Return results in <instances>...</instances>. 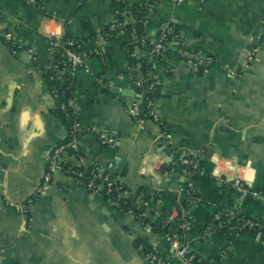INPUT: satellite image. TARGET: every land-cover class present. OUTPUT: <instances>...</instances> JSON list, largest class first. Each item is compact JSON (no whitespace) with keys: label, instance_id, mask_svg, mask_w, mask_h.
Here are the masks:
<instances>
[{"label":"crops","instance_id":"obj_1","mask_svg":"<svg viewBox=\"0 0 264 264\" xmlns=\"http://www.w3.org/2000/svg\"><path fill=\"white\" fill-rule=\"evenodd\" d=\"M123 1L141 0H0V31L11 32L19 46L14 51L0 36V262L154 264L146 253L155 247L171 264H188L156 226L178 228L191 208L194 222L185 234L190 251L215 264H264V228L258 236L225 221V213L237 211L264 223V199L244 196L213 174L215 160H233L251 189L264 195V0H152L148 38L157 39L169 25L210 64L205 74L171 52L154 66L158 122H138L127 110L138 91L128 54L135 32L121 27L107 40L100 35L121 23L117 8ZM51 32L100 35L98 54L57 71L61 84L72 87L82 130L78 148L68 149L65 158L76 162L81 153L89 164L113 162L131 198L147 191L154 198L135 202L152 229L62 172L37 193L50 154L68 138L52 85L40 71L52 63ZM255 44L259 51L247 64ZM136 51L155 60L148 45L138 44ZM99 133L114 142H102ZM165 141L174 154H198L205 168L192 176L198 202L190 199L185 176L171 169Z\"/></svg>","mask_w":264,"mask_h":264},{"label":"built area","instance_id":"obj_2","mask_svg":"<svg viewBox=\"0 0 264 264\" xmlns=\"http://www.w3.org/2000/svg\"><path fill=\"white\" fill-rule=\"evenodd\" d=\"M184 1L185 0H174L176 4H181ZM128 5L129 8L124 11V14H127L129 19L132 20L134 18L131 12L132 10L130 9L132 4ZM148 7L151 9L153 7V3H149ZM171 29V26L165 25L163 26L157 39H150L146 35L142 38L141 44L150 46L154 59L161 56L164 59L169 50H174L177 56L190 64H195L201 67L205 74L208 73L210 70L209 58L198 52L190 50L184 44L180 35H175L170 39L169 35L171 34ZM0 36L3 37L6 43L13 47L14 51L19 49V46L14 42L13 34L11 32L0 31ZM47 38L50 50H61L62 56L65 58L67 64L65 68L74 69L77 66L83 65L86 59L89 58L87 53L78 50V46L80 45L75 46L77 42L74 40L67 41L65 38L59 36L55 32H51ZM259 48L260 45L255 44L250 49L247 57V64L255 59ZM92 52L94 54H98L99 49L94 48ZM157 60L158 59L154 61L153 66L158 63ZM50 68H53L52 64L45 69H40V71L51 83L54 97L57 99L62 95L60 93V89L64 86L69 87L70 85H56L55 82L58 78L57 71L61 69L55 65L54 72H51ZM153 76L154 80L149 81L146 87H144V84L148 81L146 75L137 76L135 78V86L138 90L137 98L130 104L127 110L137 119L138 122H143L146 118H152L157 122L160 120L154 109L155 93L158 81L156 80L154 74ZM97 81L103 87L107 85L106 82L101 78H99ZM143 106H145V109H143ZM59 107L65 116L70 117L73 115V95L66 101L61 102ZM81 131L82 130L79 120H74L70 129L68 130L67 140L60 143L50 154L45 176L37 193L48 188L53 182L54 175L56 173L62 172L76 179L77 181L82 182L87 188L91 190L103 192L111 201L131 198L128 194V190L122 177L119 174H115L113 172V162H110L107 165H102L99 162H93L89 164L87 163V158L81 153L77 154L76 162H69L65 158L64 154L68 149L72 148L76 150L78 148ZM99 139L104 143H112L115 140L112 135L104 133H99ZM163 146H165V148H167L169 151L168 161L171 169L177 170L185 176L187 180V193L190 196L192 202H198L200 197L193 196L196 191V187L192 181V176L196 172L203 173L205 171V168L199 162L198 154L195 151H191L184 155H177L174 154L173 149L166 141L163 143ZM215 162L216 168L214 169L213 174L217 175L218 177H222L224 181L231 186L239 188L244 196L250 194L254 197H260L264 199L263 194L251 189L246 173L244 172V168L239 166L237 162L224 159H217ZM141 199L142 198L139 196L136 197V199H134L132 202L133 206L128 208L126 211L134 214L135 207H140L135 202L136 200L141 201ZM32 200L33 199H31L30 202ZM24 211H27L26 208H24ZM190 211L191 208L186 209L185 217L182 219V222L179 224L178 228L175 229V232H167L163 235V238L169 243L170 248L174 250L185 262L188 264H200L202 258L197 257L196 253L190 251L187 242L182 243L181 236L178 233L179 228H183L185 231H189L192 228L194 220L189 215ZM226 214L230 216L236 215V213L233 211L227 212ZM139 218H142L148 228L152 229L154 227V224L147 218L145 211L139 215ZM239 218L240 217H238V219ZM234 225L239 231H255L258 236L262 234V228H264V223H259L256 220L248 218L242 221H237ZM146 257L154 264H171L169 260L163 258L159 254V251L155 247L147 251Z\"/></svg>","mask_w":264,"mask_h":264},{"label":"trees","instance_id":"obj_3","mask_svg":"<svg viewBox=\"0 0 264 264\" xmlns=\"http://www.w3.org/2000/svg\"><path fill=\"white\" fill-rule=\"evenodd\" d=\"M149 3H152V0H141V1L136 2L134 5L132 4V7L130 9L132 10L131 12H132V15L134 16V18L132 20H130L129 16L127 14H124V11L129 8L128 3H126V1L119 2L117 9L120 11L121 23L118 24V26L113 28L112 30H107L103 34H100L101 36L104 37V39L107 40L108 38L113 37V35H115L121 29V27L130 28L135 32V34H136L135 42L132 43L131 45H129V48H128L129 72H130V74L133 75L134 78H136L137 76H145L146 75V78L148 79V81L144 84V87L147 86L149 81L154 80V76L152 75V72H154V73L156 72V70L154 69V66H153L154 61L156 59H158L157 60L158 63L163 62L162 56L159 58H156L155 60H150L146 56L141 55L136 51L137 45L141 44L142 38L144 36H146L145 26L147 24L146 22H147L148 14L150 12V9L148 7ZM176 34H177L176 31L174 29H171V34L169 35V38L171 39ZM100 35H95V36H91L88 38L70 37V38H65V40H67V41L68 40H74L75 42H77L75 46L80 45V46H78V50L87 53L88 57H91L92 55H95L92 52V50L94 48L99 49L96 42H97V38ZM52 51H53V59H52L51 64L53 65V68H50L51 72H54V66L55 65H57L58 68H60V69H64L67 66V64H66L65 58L62 56L61 50L55 49ZM99 52H100V49H99ZM171 52H174L176 54V52L174 50H169L167 52V54H169ZM55 83H56V85H60L61 84L60 79L57 78ZM60 90H61L60 93L62 95L59 96L57 99L55 98L56 102H57L56 103V106H57L56 112L62 118L65 125L67 126V129L69 130L73 121L77 119L75 116V111L73 110V115H71L70 117H67L60 110L59 106H60L61 102L66 101L67 99H69L73 95V90H72L71 86H69V87L64 86ZM143 109H145V106H143ZM145 190H147V189H145ZM147 192H145L144 197L142 199L148 201L149 204L153 201L155 202V200H153L154 198H152V196L150 194H148ZM193 196L194 197H197V196L200 197L201 195H200L199 191L196 189ZM113 201L119 203L121 208L127 210L128 208L133 206L132 202L134 201V199L124 198V199L113 200ZM143 211L144 210L142 207H135L133 215H135L136 217H139V215H141L143 213ZM235 213H236L235 216H230V215H227L225 213V215H226L225 221L227 220V226L234 225L237 221H242V220L247 219V218H243L241 213H239L237 211H235ZM238 217H240V218L238 219ZM156 229H158V231H160L162 233V235H164L167 232H170V233L175 232V229L171 223H166V224L161 225V226H156ZM186 232L187 231H185L183 228L178 229V233L181 236L182 243H186V241H185ZM197 257H199V256H197ZM199 258H201V257H199ZM200 264H215V263L207 262V261H204L202 259Z\"/></svg>","mask_w":264,"mask_h":264},{"label":"water","instance_id":"obj_4","mask_svg":"<svg viewBox=\"0 0 264 264\" xmlns=\"http://www.w3.org/2000/svg\"><path fill=\"white\" fill-rule=\"evenodd\" d=\"M154 74V72H152V75ZM135 92V91H134ZM117 205H119V203H117ZM0 264H2L1 262H0Z\"/></svg>","mask_w":264,"mask_h":264}]
</instances>
